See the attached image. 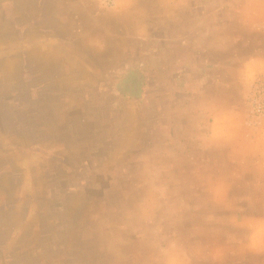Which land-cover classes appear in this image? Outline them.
<instances>
[{
	"label": "rangeland",
	"instance_id": "374dc122",
	"mask_svg": "<svg viewBox=\"0 0 264 264\" xmlns=\"http://www.w3.org/2000/svg\"><path fill=\"white\" fill-rule=\"evenodd\" d=\"M38 1L0 0V264H130L180 202L176 185L161 189L175 167L149 154L142 132L159 122L130 106L144 92L118 33L126 20L115 0H95L96 18L79 0ZM257 82L264 72L239 109L254 142L264 141Z\"/></svg>",
	"mask_w": 264,
	"mask_h": 264
},
{
	"label": "crops",
	"instance_id": "0c3cea01",
	"mask_svg": "<svg viewBox=\"0 0 264 264\" xmlns=\"http://www.w3.org/2000/svg\"><path fill=\"white\" fill-rule=\"evenodd\" d=\"M74 4L101 15L95 0ZM111 11L126 20L124 55L142 75L144 93L130 106L159 122L142 132L153 137L149 154L175 167L161 189L176 185L180 202L130 264H264V141L250 140L239 112L264 72V0H115ZM167 229L174 235H161Z\"/></svg>",
	"mask_w": 264,
	"mask_h": 264
},
{
	"label": "built area",
	"instance_id": "2783aa9c",
	"mask_svg": "<svg viewBox=\"0 0 264 264\" xmlns=\"http://www.w3.org/2000/svg\"><path fill=\"white\" fill-rule=\"evenodd\" d=\"M107 4H110V2H112V0H104ZM259 82H257L256 83V88L259 90L260 89V87L262 86V84L260 83V84H258ZM260 91H264V87H261V89H260ZM258 94H259V92H258ZM253 100V99H252ZM257 101V100H256ZM257 104H258V106H260V102H258L257 101ZM255 105H256V102H255Z\"/></svg>",
	"mask_w": 264,
	"mask_h": 264
}]
</instances>
